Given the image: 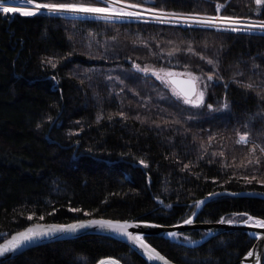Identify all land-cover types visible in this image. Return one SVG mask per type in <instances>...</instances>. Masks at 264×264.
I'll return each instance as SVG.
<instances>
[{
    "label": "trees",
    "instance_id": "obj_1",
    "mask_svg": "<svg viewBox=\"0 0 264 264\" xmlns=\"http://www.w3.org/2000/svg\"><path fill=\"white\" fill-rule=\"evenodd\" d=\"M17 1L25 0L6 3ZM114 1L264 21V4L258 9L254 0ZM134 63L213 76L205 102L216 108H186L168 96L160 100L161 87L132 70ZM249 83L252 89L243 87ZM262 90L261 32L0 12V241L34 222L86 217L172 225L188 219L209 193L264 195ZM238 133H248L247 144L236 143ZM243 213L264 219V199L217 194L196 221L244 219ZM205 234L176 235L178 241H196L192 247L146 240L179 264H239L253 243L241 231L197 243ZM106 256L149 264L103 235L39 245L0 264H94Z\"/></svg>",
    "mask_w": 264,
    "mask_h": 264
},
{
    "label": "water",
    "instance_id": "obj_2",
    "mask_svg": "<svg viewBox=\"0 0 264 264\" xmlns=\"http://www.w3.org/2000/svg\"><path fill=\"white\" fill-rule=\"evenodd\" d=\"M190 79L191 77H187V76L172 75L168 77V82L179 94H182L183 91L189 87V84L187 83V81H189ZM217 194H228V195H233V196H249V197H258V198L264 199L263 194L247 193V192L231 193L228 191H219L215 193V195ZM213 196L214 195L212 196L208 195L201 201L199 206H197L195 212L189 217L192 220V223L190 224H185L183 221V222L172 224V225H160V224L143 222V221L110 219V218H103V217H86V218H81V219L73 220V221L66 222V223L34 222L20 230H17L11 233L8 237L0 241V245H3L5 241L11 240L12 237L15 236L17 233L23 232L24 230L28 228H32L36 226L47 227L50 225L72 224L78 221L87 222L90 220H110L114 222L119 221L121 223L128 222L130 225H137L136 227H129L128 232L133 233L134 235L142 236L144 238V243L148 245L149 248H154V247L150 243H148V241L146 240V238L148 237L165 238L172 242H177L180 245L192 247L196 243L178 241L174 238V236H176L177 234L181 232H186L190 230H202L206 232V235L197 241V243H202L224 232L241 231L247 234L251 239H253V243L251 247L249 248V250L240 258L239 264H263L264 228L255 226V221L264 220V219L253 217L254 218L253 220H248V216H247V219H245L244 221H232V223L221 222V220L217 222H198L196 221V217L198 216L203 205ZM169 233H175V235H169ZM86 235H103V236L114 238L118 240L119 242L128 246L130 252H135L140 257L145 259L149 264H164V261L162 260L149 259L148 255L145 253V250L139 247L137 244H134L132 241L128 240L126 236L118 232L112 231L111 229L100 228L96 225L78 229L75 232H57V233H52L46 236L36 237L33 240L27 241L24 244H22L17 250L6 253L3 256H0V262L6 259L12 258L13 256L18 255L27 249H30V248H33L39 245L53 243V242L62 241V240H68V239L86 236ZM154 249L161 256L166 258V260L168 261V264H179V263H176L170 260L166 256H164L156 248ZM106 259H113L117 261V264H123V262L118 257H115V256L101 257L94 264H98L99 261L106 260Z\"/></svg>",
    "mask_w": 264,
    "mask_h": 264
},
{
    "label": "snow or ice",
    "instance_id": "obj_3",
    "mask_svg": "<svg viewBox=\"0 0 264 264\" xmlns=\"http://www.w3.org/2000/svg\"><path fill=\"white\" fill-rule=\"evenodd\" d=\"M257 5L264 4V0H255ZM29 4H33L34 0H28ZM6 4V0H0V12L4 14H9L13 12H19L23 16H34L37 15L41 9H46L49 13H57V12H72V13H81V14H89V15H96L99 18L106 19V20H112L115 18H122V17H139L142 15L141 12L138 11H128L124 7H113L112 4H107L105 7H98L92 4H56V3H34V7L32 9H20V8H11L4 6ZM130 9H139L142 7V5L139 4H128L126 6ZM220 5L217 6V11H219ZM145 11L148 12H155V9H146ZM160 19V17H157ZM197 23H204V24H218L219 22L224 23L226 26L236 25L240 23L239 19L232 18V17H217V18H209V19H198L196 20ZM248 28L253 27H261L264 28V22L259 23L258 25L254 24H248L246 25ZM232 31H237L238 29L236 27H231ZM47 64H50L51 67L55 68L56 64L52 62L51 59H45L44 61ZM209 64L212 63L211 60L208 61ZM133 67L139 69V65H133ZM141 71H149L147 68L140 69ZM166 75L172 76L174 74L167 73ZM191 76V74H189ZM158 79H161L163 82V77L157 76ZM55 79V77H53ZM198 78L191 77L187 83L189 84V87L183 91L182 95L183 102L185 104H191L194 106H199L204 101V92L200 91L196 88V81ZM208 80H213V76L209 75ZM243 87L247 89H252L254 86L253 84L249 83L246 85H243ZM264 91V90H262ZM175 94V93H174ZM260 95V93H258ZM264 98V96H262ZM209 108L212 106L209 105ZM225 108H227V104L224 105ZM123 115V114H121ZM99 119V117H98ZM239 136V139L236 141L238 144H247L248 143V133L244 134H237ZM262 152H264V149H261ZM141 164L144 162L141 161ZM259 163V161H257ZM187 167V165L185 166ZM247 182L251 183V180H247ZM264 183V181H260ZM215 195V193H209V196ZM201 202H197V206H199ZM73 211H80L79 209H72ZM242 215L247 216V213H243ZM32 217H29L31 219ZM42 219V217H41ZM254 218L251 216H248V220H253ZM226 223H232V221H223ZM247 222V221H245ZM185 224L192 223L191 218L184 221ZM92 225H96L100 228H107L111 229L112 231L118 232L128 238V240L132 241L134 244H137L139 247L143 248L145 250V253L148 255L149 259H157L164 261V264H168V261L165 257L161 256L154 248H149L148 245L144 243V238L140 235H134L133 233L128 232L129 227H136L137 225H130L128 222H119V221H110V220H90L87 222L78 221L76 223L72 224H66V225H50L47 227L43 226H36L32 228H28L24 230L23 232L17 233L15 236L12 237L11 240L5 241L3 245H0V256L5 255L6 253L12 252L17 250L22 244H24L27 241H31L36 237L39 236H46L52 233L57 232H75L78 229H82L85 227H89ZM255 226L264 228V220H256ZM169 235H175V233H169ZM98 264H117V261L113 259H106L101 260L98 262Z\"/></svg>",
    "mask_w": 264,
    "mask_h": 264
},
{
    "label": "rangeland",
    "instance_id": "obj_4",
    "mask_svg": "<svg viewBox=\"0 0 264 264\" xmlns=\"http://www.w3.org/2000/svg\"><path fill=\"white\" fill-rule=\"evenodd\" d=\"M105 1H107V3H109V4H112L113 7H124L128 11H138V12L142 13V15L139 17H122V18H115L114 17L112 20H134V21L137 20V21H146V22H149V21L150 22H160V23H165V24L166 23L178 24V25H184V26H206V27H213V28L222 29V30H229V31H232L231 27H236L238 29L237 31L264 33V28H261V27L248 28L246 26L248 24L258 25L259 23L264 22V21H260L257 19H248V20L239 19L240 20L239 24L231 25V26H226L222 22H219L218 24H204V23H197L196 20H198V19L206 20L209 18H217V17H221V16L204 17V16L190 15V14L185 15V14L164 12V11L156 10V9H155L156 10L155 12H148L145 10L146 9H152V8L142 6L139 9H130V8L126 7L128 5V3L118 2V1H114V0H105ZM255 4H256V2H255ZM262 5L263 4L257 5V8L260 9ZM4 6L11 7V8H20V9H32L34 7V3L29 4L28 0H25V1L6 3ZM40 12L49 13L46 9H41ZM57 13L58 14H65V15H68L71 17H98L96 15L72 13V12H57ZM50 14H54V13H50ZM157 17H160V19H158ZM134 65H139V64L134 63ZM132 68H133L132 70H134V71L149 75L150 77H152L153 81H156L158 83V85L161 87V92H158L157 97L160 100L168 99V98H166V96H168L171 99L179 102L182 106H184L186 108H192V109H200V108H203L205 106L207 107L210 105V104L206 105L205 99H206V95H207L209 85H211V81H209L208 78L203 76V75L195 74V73L189 72V71H180V70H177L176 68H173V67H156V66L151 65V64H146L144 66L139 65V69L135 68V67H132ZM145 68H147L149 71L145 72V71L140 70V69H145ZM167 73H172L174 75H181V76L198 78V80L196 81V86H197L198 90L204 92L203 103L200 104L199 106H194L191 104H185L183 102V97L181 95H177L179 93L168 82L169 76L166 75ZM189 74H191V76ZM157 76L163 77V82L161 79H158ZM211 106H212L211 108H209V107L208 108L209 109L216 108L214 105H211ZM245 219H247V217L244 219H241L240 216H233V217L229 218L228 220H224V221H229V220L230 221H244ZM174 238L178 240L177 236H174ZM184 239H185V241L190 242V243L196 242V241L195 242L190 241L186 236H184ZM123 264H124V262H123Z\"/></svg>",
    "mask_w": 264,
    "mask_h": 264
}]
</instances>
